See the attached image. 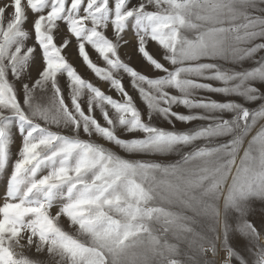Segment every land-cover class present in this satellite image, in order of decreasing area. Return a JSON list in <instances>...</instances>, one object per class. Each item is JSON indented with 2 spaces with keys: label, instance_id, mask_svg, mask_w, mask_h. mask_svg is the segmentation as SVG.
I'll return each instance as SVG.
<instances>
[{
  "label": "snow or ice",
  "instance_id": "snow-or-ice-1",
  "mask_svg": "<svg viewBox=\"0 0 264 264\" xmlns=\"http://www.w3.org/2000/svg\"><path fill=\"white\" fill-rule=\"evenodd\" d=\"M186 2H0V264H43L26 250L57 257V264H109L110 258L116 264L163 211L152 204L149 181L158 171L177 175L205 145L169 163L144 157L173 154L198 140H223L217 151L245 138L249 149L264 146V125L251 132L264 121V15L258 14L264 9L254 2V11L225 35L182 46L177 25ZM73 50L97 83L70 62ZM226 56L239 70L209 62ZM192 88L239 96L243 103L194 100L186 94ZM198 120L208 123L192 133L175 130ZM165 122L173 130L161 126ZM225 209L235 227H207L205 264H264L257 240L264 233V203L259 224L237 222L239 213L227 200Z\"/></svg>",
  "mask_w": 264,
  "mask_h": 264
},
{
  "label": "rangeland",
  "instance_id": "rangeland-1",
  "mask_svg": "<svg viewBox=\"0 0 264 264\" xmlns=\"http://www.w3.org/2000/svg\"><path fill=\"white\" fill-rule=\"evenodd\" d=\"M254 2L260 9H264V3L259 0H187L182 23L177 25L181 45L186 46V41L194 45L199 44L202 39L210 43L211 36L225 35L229 26L243 23L244 15L254 11ZM258 14L264 15V11ZM152 48L155 49L156 45L153 44ZM125 51H121L122 57ZM68 58L84 78L97 83L74 50L69 53ZM93 59H96L95 54ZM230 60L231 57L226 56L209 62L220 64L227 69L239 70L240 66L229 62ZM131 62L143 70L138 60L131 58ZM250 66L245 64V67ZM61 84H66L64 79H61ZM125 84H128L127 80ZM102 87L105 91L108 90L107 84ZM111 94L115 96V93ZM186 94L194 100L203 96L219 100L230 98L243 103L239 96L225 97L200 92L194 88L188 89ZM37 97L40 102L39 93ZM136 102L139 107L144 108L138 97ZM193 112L205 116L215 115L204 109H193ZM207 123V120H198L187 127L178 124L175 130L192 133ZM261 125H264V121L251 129L253 135ZM161 126L173 130L166 122ZM222 143L223 140H198L191 147H178L173 154L144 157L169 163L178 161L184 153L205 145L201 153L189 158L177 175L164 176L158 171L155 173V179L149 181L155 189L152 204L163 211L151 222L150 233L141 234L134 244L126 247L119 254L116 264H205L203 250L208 246V237L211 235L207 227L215 225L222 228L225 222L235 227L233 212L225 209L226 200L239 213L237 222L252 219L259 224V205L264 203V146L253 144L249 149V139L245 138L242 145L238 144L229 150H215L214 145ZM19 146L20 139L16 137L12 146L13 159ZM60 223L66 231L75 235V229L70 227L67 219L62 218ZM257 240L258 246L264 248V233H261ZM251 243L255 245L256 240ZM25 254L33 260L42 261L43 264H57L58 261L57 257H50L47 253L37 254L35 251L26 250Z\"/></svg>",
  "mask_w": 264,
  "mask_h": 264
}]
</instances>
